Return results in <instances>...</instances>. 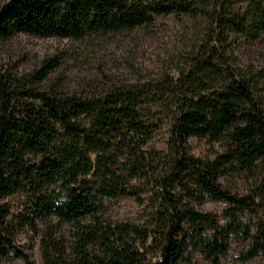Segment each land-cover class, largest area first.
<instances>
[{
    "label": "trees",
    "instance_id": "obj_1",
    "mask_svg": "<svg viewBox=\"0 0 264 264\" xmlns=\"http://www.w3.org/2000/svg\"><path fill=\"white\" fill-rule=\"evenodd\" d=\"M3 0L0 40L17 33L82 41L132 30L155 16L210 20L207 43L181 69L154 84L103 95H57L27 87L0 70V257L36 264L16 241L17 228L50 219L69 227L70 242L42 239L44 264H180L199 253L220 264L233 244L239 263L264 264V101L257 83L219 64L214 39L257 40L264 0ZM225 66V67H224ZM56 68L44 61L36 79ZM168 118L166 150L150 148ZM224 143L213 159L188 153L190 138ZM226 167L250 176L244 194L219 183ZM24 198L21 210L10 200ZM135 198L140 224L103 218L104 199ZM142 196H145L144 198ZM222 204L219 213L202 208ZM22 211L24 212L22 214Z\"/></svg>",
    "mask_w": 264,
    "mask_h": 264
},
{
    "label": "rangeland",
    "instance_id": "obj_2",
    "mask_svg": "<svg viewBox=\"0 0 264 264\" xmlns=\"http://www.w3.org/2000/svg\"><path fill=\"white\" fill-rule=\"evenodd\" d=\"M3 1V0H0ZM230 11L242 13L245 4L229 0ZM206 18L191 19L183 14L159 15L150 24L132 30L97 34L82 41L39 38L26 33H17L6 41L0 40V70L5 75L17 78L27 87L57 95L95 97L115 88L138 84H154L165 76L178 78L181 69L207 43ZM213 39L209 48L216 52L219 64L231 67L235 73H244L257 83V94L264 101V32L257 40L231 37L226 41ZM52 60L54 68L44 80L36 79L44 61ZM224 66V67H225ZM161 119L154 132L150 148L165 152L168 118L158 107L153 109ZM186 149L199 158L213 159L224 149V143L210 139L190 138ZM250 176L241 170L226 167L219 177L221 186L232 194L247 191ZM143 198L145 196H142ZM24 198L15 196L10 205L15 214L21 210ZM103 218L112 222L140 224L144 206L135 198L117 197L103 200ZM202 208L219 213L222 204L206 202ZM24 212L22 211V214ZM34 234L28 225L17 228L16 241L28 252L36 264H44L41 241L48 237L59 245H68L69 227L55 219L50 223L36 222ZM243 246L233 244L220 264H242L237 261ZM191 264H210L199 253L190 254ZM0 264H22L10 256L0 257ZM180 264H188L182 262ZM244 264H262L254 258Z\"/></svg>",
    "mask_w": 264,
    "mask_h": 264
}]
</instances>
